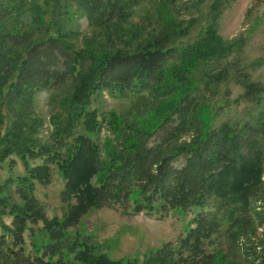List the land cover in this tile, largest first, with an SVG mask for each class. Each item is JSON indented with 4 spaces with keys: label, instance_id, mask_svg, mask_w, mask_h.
Returning a JSON list of instances; mask_svg holds the SVG:
<instances>
[{
    "label": "trees",
    "instance_id": "16d2710c",
    "mask_svg": "<svg viewBox=\"0 0 264 264\" xmlns=\"http://www.w3.org/2000/svg\"><path fill=\"white\" fill-rule=\"evenodd\" d=\"M72 1L89 22L107 27L128 19L134 6L157 1L169 5L172 0ZM49 3L0 0V264H181L194 256L204 258V245L213 236L220 239L225 226V235H230L251 220L253 199L264 186V122L239 131L225 123L159 158L162 146L177 140L191 125L193 95L199 87L191 81L192 72L223 61L241 44L225 42L212 17L187 45L179 43V37L188 35L195 20L163 26L160 36L133 52L77 48L60 22L56 4ZM219 7L216 2L213 11ZM171 60L183 81L179 104L152 134L140 131L125 146L122 122L92 108L95 97L105 91L135 99L146 94L163 97L159 85ZM248 80L246 75L240 80L245 96L260 94V86ZM59 89L66 91L63 114L52 117L50 136L43 140L44 122L35 114L33 98ZM104 129L122 138L118 139L121 150L113 146L109 161L94 139ZM157 136L159 144L147 149L149 139ZM14 157L22 162L24 176H14ZM181 157V166L175 169L173 163ZM7 162L9 177L2 182ZM153 162L158 163L157 171L150 172ZM52 167L65 183L62 200L68 208L62 219H49L35 196L37 183H50ZM127 203L133 215L192 214L180 247L165 245L143 261L113 260L108 247L94 236L69 233L89 209ZM6 216L12 218L10 225ZM259 220L264 228V217ZM39 224L42 227L35 230ZM27 233H31V253L25 248ZM245 253L244 264H264V233ZM205 258L206 264L213 263L212 257Z\"/></svg>",
    "mask_w": 264,
    "mask_h": 264
},
{
    "label": "rangeland",
    "instance_id": "374dc122",
    "mask_svg": "<svg viewBox=\"0 0 264 264\" xmlns=\"http://www.w3.org/2000/svg\"><path fill=\"white\" fill-rule=\"evenodd\" d=\"M38 1L42 4L43 0ZM49 2L50 5L56 4L60 22L77 48L87 47L101 53L118 50L133 52L160 36L163 26L172 25L176 21L186 23L195 20L188 35L179 37V43L187 45L197 39L201 28L212 17L216 18L218 34L225 42L241 44L223 61L201 65L192 72L191 81L199 87L193 95L195 106L190 116L191 125L177 140L162 146L163 154L159 160L176 153L185 145H191L199 133L206 135L208 131L218 130L225 123H230L239 131L245 125L250 127L259 124L261 120L264 122V0H172L169 5L158 4V1L156 4L145 2L134 6L133 14L128 19L113 22L107 27L89 22L72 0ZM216 2L220 7L214 12L213 5ZM186 3H195V6L189 5L190 9L187 10L184 7ZM169 64L163 70L164 76L159 85L165 93L163 97L156 98L146 94L143 99H135L120 97L117 93L107 91L95 97L92 108L100 113L113 114L122 122L125 146L133 142L140 131L152 134L171 114L173 107L179 104L183 92L181 72L175 71L174 60ZM183 68L184 66L181 67ZM228 71L229 75L224 74ZM220 73L223 75L219 76ZM244 75L248 76L250 83L260 86V94L245 96L246 89L240 83ZM65 95L66 91L59 89L36 93L33 98L35 114L44 122L40 132L43 140H48L50 136L52 117L63 114L61 103ZM94 139L106 161L110 159L113 146L119 150L123 146L118 141L122 138L117 139L108 129L102 130ZM158 144L159 136L150 138L147 149H153ZM261 148L264 150V143ZM13 160L16 162L14 176H24L22 162L16 157ZM181 162L182 157L174 161V168H179ZM157 165L153 162L150 172L157 171ZM8 177L7 162L1 176L2 182ZM262 180L264 183V174ZM64 188L65 183L56 167H52L50 183L36 184L35 196L44 206L49 219H62L67 211V204L62 200ZM131 212L132 205L129 203L91 208L82 214L79 223L73 225L69 233L94 236L97 242L108 247L107 254L113 260L143 261L146 256L161 250L165 245L171 244L174 249L179 248L180 241L186 238L193 217L192 214L174 211L159 215H133ZM250 213L251 220L241 229L232 230L230 235H225V226L220 239L213 236L210 242L207 241L203 247L204 258L194 256L181 264H206L207 256L213 259V263L209 264H244L245 252L264 233V228L259 226L262 221L259 218L264 217V186L253 199ZM4 220L9 225L12 222L9 216ZM41 227L42 224H39L35 230ZM257 228L259 229L255 232ZM25 239L26 251L31 253V233H27Z\"/></svg>",
    "mask_w": 264,
    "mask_h": 264
}]
</instances>
